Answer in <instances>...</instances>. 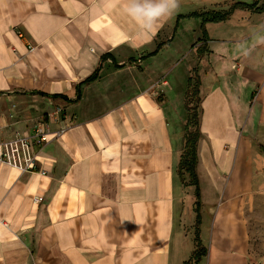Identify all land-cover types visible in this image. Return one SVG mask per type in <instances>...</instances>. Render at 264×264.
<instances>
[{
	"label": "crops",
	"instance_id": "1",
	"mask_svg": "<svg viewBox=\"0 0 264 264\" xmlns=\"http://www.w3.org/2000/svg\"><path fill=\"white\" fill-rule=\"evenodd\" d=\"M228 1L180 0L146 34L125 0H0V139L37 126L52 137L39 152L44 173L0 163V264L191 257L195 197L177 164L193 70L207 248L197 264H264L251 245L264 228V12L206 22L201 55L202 17L191 16ZM183 51L191 63L176 86L165 75Z\"/></svg>",
	"mask_w": 264,
	"mask_h": 264
},
{
	"label": "trees",
	"instance_id": "2",
	"mask_svg": "<svg viewBox=\"0 0 264 264\" xmlns=\"http://www.w3.org/2000/svg\"><path fill=\"white\" fill-rule=\"evenodd\" d=\"M237 9H247L256 13L264 12V0H253L248 3L243 0L233 1L227 9L222 10H207L205 12H193L191 16L202 17V23L200 29L203 34V38L199 41L202 42V46L198 48V54L201 55L205 48L206 40L208 39L207 32L205 30L206 22H223L227 20L230 15ZM106 55L102 56L104 59ZM100 66L88 77L85 82L95 80L99 75ZM195 70L189 76L187 82V89L184 95V107L187 112V117L184 124V136H183V147L179 155L177 164V174L182 182L186 186L193 188V195L195 197V226H194V249L191 257L183 264H197L201 257L207 254V248L202 244L200 239V188L199 180L196 173L197 165V143L200 136L199 131V103L201 97L199 94V76L195 74Z\"/></svg>",
	"mask_w": 264,
	"mask_h": 264
},
{
	"label": "built area",
	"instance_id": "3",
	"mask_svg": "<svg viewBox=\"0 0 264 264\" xmlns=\"http://www.w3.org/2000/svg\"><path fill=\"white\" fill-rule=\"evenodd\" d=\"M53 133L52 135H56ZM50 132L35 128L31 135L15 134L11 138L0 139V163L7 164L15 168L20 173H44L39 168L41 163L39 152L46 143L51 139ZM42 198H38V201Z\"/></svg>",
	"mask_w": 264,
	"mask_h": 264
},
{
	"label": "clouds",
	"instance_id": "4",
	"mask_svg": "<svg viewBox=\"0 0 264 264\" xmlns=\"http://www.w3.org/2000/svg\"><path fill=\"white\" fill-rule=\"evenodd\" d=\"M179 7L180 0H125L123 11L147 34L160 20L171 17Z\"/></svg>",
	"mask_w": 264,
	"mask_h": 264
},
{
	"label": "rangeland",
	"instance_id": "5",
	"mask_svg": "<svg viewBox=\"0 0 264 264\" xmlns=\"http://www.w3.org/2000/svg\"><path fill=\"white\" fill-rule=\"evenodd\" d=\"M249 1H252V0H249ZM232 2H233V0L228 1V3H226L222 7H219L217 10L227 9ZM252 14L254 15V13H252ZM255 15L258 16V14H255ZM244 17L246 18L247 15L244 16ZM210 25H211L210 26L211 29L213 30V25L214 24L210 23ZM196 30H197L196 32L198 33V35H200L201 34V31H200L199 25L197 26V29ZM192 33H190V34L193 35ZM183 39H185V38L182 37L180 40L181 41H184ZM188 39H189V36H188ZM177 43H179V41ZM200 43L201 42H199V44ZM181 49H184V46H181ZM183 53H184V51H183ZM185 53H186V51H185ZM185 53H184L183 56L180 55L178 57L179 61L176 63V66H174L173 68L170 69L169 74L167 73V75H165V77H168V79L171 81V84H175L176 86L180 85V83L183 81V79L185 77L186 70H188L187 65L189 63H191L190 60H189L191 58V55L189 53H186V54ZM198 109H199V107H198ZM44 144L45 143H43L42 145L44 146ZM208 192H212V190L211 191L208 190ZM209 208H210L209 205H207V204L204 205L203 210H204V213L205 214H207V211L209 210ZM260 210L262 212H264V203H262V201L259 199L257 201V212H259ZM255 229H256V232H255L256 235L255 234H252L251 235V245L254 248L252 252H253V254L255 252L257 256L260 255V257L262 256V258H264V243H262V241L260 239L261 235L264 236V228H260L259 226H257ZM206 237H207L206 234L203 233V238H204L205 241H207V238ZM262 238H264V237H262ZM208 242H209V239H208Z\"/></svg>",
	"mask_w": 264,
	"mask_h": 264
}]
</instances>
